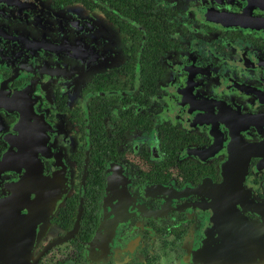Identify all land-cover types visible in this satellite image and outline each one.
I'll use <instances>...</instances> for the list:
<instances>
[{
  "label": "flooded vegetation",
  "instance_id": "af4514ba",
  "mask_svg": "<svg viewBox=\"0 0 264 264\" xmlns=\"http://www.w3.org/2000/svg\"><path fill=\"white\" fill-rule=\"evenodd\" d=\"M0 264H264V0H0Z\"/></svg>",
  "mask_w": 264,
  "mask_h": 264
}]
</instances>
